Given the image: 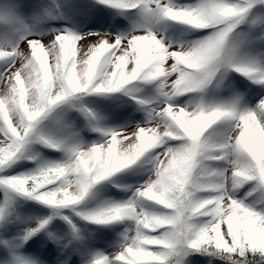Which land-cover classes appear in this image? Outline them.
Masks as SVG:
<instances>
[{
    "label": "snow or ice",
    "instance_id": "1",
    "mask_svg": "<svg viewBox=\"0 0 264 264\" xmlns=\"http://www.w3.org/2000/svg\"><path fill=\"white\" fill-rule=\"evenodd\" d=\"M0 264H264V0H0Z\"/></svg>",
    "mask_w": 264,
    "mask_h": 264
}]
</instances>
